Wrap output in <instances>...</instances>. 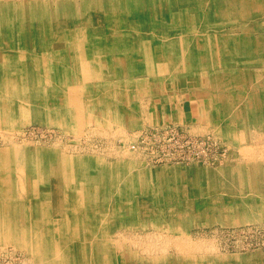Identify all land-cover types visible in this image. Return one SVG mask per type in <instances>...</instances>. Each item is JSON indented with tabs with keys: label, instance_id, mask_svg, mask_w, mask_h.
<instances>
[{
	"label": "rangeland",
	"instance_id": "obj_1",
	"mask_svg": "<svg viewBox=\"0 0 264 264\" xmlns=\"http://www.w3.org/2000/svg\"><path fill=\"white\" fill-rule=\"evenodd\" d=\"M225 1V5L220 1L215 6L227 8L228 16L248 22L243 29H236V41L242 43L232 56L239 59L210 61L206 63L210 67L198 73L200 77L196 72L181 71L185 74L181 79L155 80L153 84L141 73L134 78L121 77L129 108L120 124L90 123L76 135L34 120L18 130L0 132V163L6 167L12 159L17 160L12 155L20 156L7 147L21 144L30 147L28 158L38 156L42 163L57 159L49 151L59 149L74 157H100L122 176L130 174L126 162L138 167L135 175L144 176L140 188L132 191L124 187L116 194L128 200L136 213L120 219V225L107 223L103 229L115 244L108 248L101 242L91 245L95 264H264V119L257 110L247 109V104L255 105L253 97L264 103V62L256 61L264 56V7L248 13L246 7L254 8L261 0H237L243 12L233 10L228 4L231 0ZM89 17L99 21L93 13ZM215 20L221 22L223 18ZM224 26L219 34L230 35V21ZM247 34L252 44L261 43V52L256 46L253 52L252 46L245 45ZM58 161L55 168L64 173L68 166ZM145 173L151 185L159 186L158 193L148 189V181L146 188L142 187ZM112 174L106 173L107 179ZM172 178L175 181H170ZM46 190L42 187V192ZM115 193L110 186L109 199ZM20 197L18 192L0 191L1 201L13 199L9 204L21 206L14 213V224L4 219L7 226L0 228V234H15L18 241L37 236V250L47 263L85 264L84 240H92L101 229L97 219L90 228L79 219L88 212L96 215L93 204L97 200L74 217L71 212L52 209L42 214L27 209L24 214L23 202L30 205L34 200ZM50 197L51 193L42 194L40 201ZM2 215L0 212V225ZM41 215L46 223L42 219L39 228L38 223L37 228L34 223L32 228H25L24 217L38 220ZM60 248L64 251L58 258ZM0 264H38V259L27 246L9 242L0 244Z\"/></svg>",
	"mask_w": 264,
	"mask_h": 264
},
{
	"label": "bare ground",
	"instance_id": "obj_2",
	"mask_svg": "<svg viewBox=\"0 0 264 264\" xmlns=\"http://www.w3.org/2000/svg\"><path fill=\"white\" fill-rule=\"evenodd\" d=\"M220 1L225 5V0H0V132L18 130L34 120L76 135L90 123L120 124L127 118L129 108L125 88L119 81L121 77L134 78L141 73L147 75L152 84L155 80L181 79L185 76L181 71L196 72V77H200L198 73L210 67L206 64L210 61L239 59L232 56L242 43L236 41V29H243L248 22L228 16L227 8H217L215 5ZM263 1L254 8L246 7V11H258L264 7ZM228 4L233 10L243 12L237 0ZM91 13L99 16L98 22L89 17ZM217 17H222L223 21H216ZM229 21L231 34H219ZM246 43L252 46L253 52L257 51L254 46L261 52L260 44L264 45V41L252 44L248 34ZM224 53L227 56H218ZM259 60L264 62V56L256 61ZM221 77L219 74L218 78ZM129 82L135 84V81ZM143 84L141 81L140 85ZM252 101L255 105L247 104V109L257 110V115L264 119V103L258 97H253ZM29 148L26 144L7 147L9 152L20 156L12 155L17 157V160L12 159L13 166L10 163L6 167L1 161L0 191L18 192L23 199L31 197L30 201L34 202L30 205L23 202L24 214L27 209L37 214L49 213L46 210L52 209L71 212L75 217L76 213L86 212L92 200H97L93 204L96 215L88 212L79 219L87 228L93 227L97 219L101 229L98 234L102 235L93 234V239H85L82 247L83 263L95 264L91 245L101 242L108 248L115 244L103 229L107 223L113 227L120 225V219L136 213L128 200L116 194L123 192L124 187L132 191L140 188L144 176L135 175L138 167L132 162L124 164L130 174L122 176L113 164L100 157H74L59 149L49 151L54 152L57 159L42 163L38 156L27 157ZM57 161L60 165L67 164L64 173L55 168ZM94 168L96 171L92 170ZM109 171L114 174L107 179ZM149 179L145 173L142 187L146 188L148 181V189L158 193L159 186L151 185ZM110 186L116 193L109 199ZM42 187L47 190L42 192ZM169 187H174L172 182ZM48 193L51 197L41 202L42 194ZM9 202L0 200L2 229L7 226L6 218L10 224L15 223L14 213L21 207ZM42 216L38 220L24 217L25 228H32L33 223H38L39 228ZM104 236L106 239L102 240ZM33 237L18 241L15 234L1 233L0 244L15 242L27 246L37 257L38 264H50L37 250L39 238ZM60 246L64 247L63 243ZM63 251L60 248L58 258Z\"/></svg>",
	"mask_w": 264,
	"mask_h": 264
}]
</instances>
